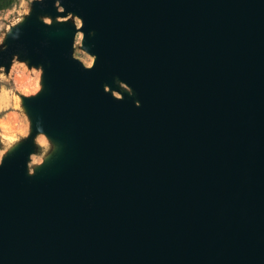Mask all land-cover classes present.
<instances>
[{
  "label": "water",
  "instance_id": "water-1",
  "mask_svg": "<svg viewBox=\"0 0 264 264\" xmlns=\"http://www.w3.org/2000/svg\"><path fill=\"white\" fill-rule=\"evenodd\" d=\"M18 63L0 264H264V0H31Z\"/></svg>",
  "mask_w": 264,
  "mask_h": 264
},
{
  "label": "rangeland",
  "instance_id": "rangeland-1",
  "mask_svg": "<svg viewBox=\"0 0 264 264\" xmlns=\"http://www.w3.org/2000/svg\"><path fill=\"white\" fill-rule=\"evenodd\" d=\"M30 1L0 0V40L8 25L17 20L27 10ZM77 55L87 64H90L93 60L92 56L81 50H77ZM38 77L37 70H30L19 63L13 66L9 75L0 72V93L5 92L8 97L5 103L2 101L0 94V137L6 142L23 133L26 127L25 119L19 108L17 93L19 91L30 92L36 89Z\"/></svg>",
  "mask_w": 264,
  "mask_h": 264
},
{
  "label": "bare ground",
  "instance_id": "bare-ground-1",
  "mask_svg": "<svg viewBox=\"0 0 264 264\" xmlns=\"http://www.w3.org/2000/svg\"><path fill=\"white\" fill-rule=\"evenodd\" d=\"M1 94V93H0ZM1 99H2V101L3 102H7V100H8V97H7V94L5 93V92H3L2 94H1ZM0 99V100H1ZM11 103V102H10ZM3 105V104H2ZM14 117V119H15V121H16V117H15V115L13 116ZM17 119H19V118H17ZM19 124V123H18ZM21 129H22V127H21Z\"/></svg>",
  "mask_w": 264,
  "mask_h": 264
}]
</instances>
